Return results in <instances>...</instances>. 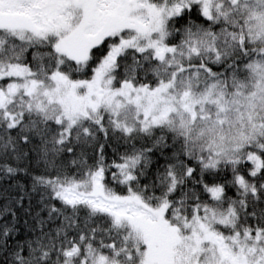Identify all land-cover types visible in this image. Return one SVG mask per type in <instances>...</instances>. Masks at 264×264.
<instances>
[{
	"label": "snow or ice",
	"instance_id": "1",
	"mask_svg": "<svg viewBox=\"0 0 264 264\" xmlns=\"http://www.w3.org/2000/svg\"><path fill=\"white\" fill-rule=\"evenodd\" d=\"M0 264H264V0H0Z\"/></svg>",
	"mask_w": 264,
	"mask_h": 264
},
{
	"label": "trees",
	"instance_id": "2",
	"mask_svg": "<svg viewBox=\"0 0 264 264\" xmlns=\"http://www.w3.org/2000/svg\"><path fill=\"white\" fill-rule=\"evenodd\" d=\"M109 155H111V149H109Z\"/></svg>",
	"mask_w": 264,
	"mask_h": 264
}]
</instances>
